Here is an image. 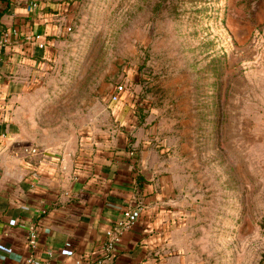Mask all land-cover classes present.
Returning a JSON list of instances; mask_svg holds the SVG:
<instances>
[{"label":"rangeland","instance_id":"1","mask_svg":"<svg viewBox=\"0 0 264 264\" xmlns=\"http://www.w3.org/2000/svg\"><path fill=\"white\" fill-rule=\"evenodd\" d=\"M67 1L30 133L66 149L134 110L187 263L264 264V0Z\"/></svg>","mask_w":264,"mask_h":264},{"label":"crops","instance_id":"2","mask_svg":"<svg viewBox=\"0 0 264 264\" xmlns=\"http://www.w3.org/2000/svg\"><path fill=\"white\" fill-rule=\"evenodd\" d=\"M68 5L0 0V35L9 33L0 53V264H24L29 254L45 264H90L128 206H141L140 216L107 264H188L175 239L174 176L158 169L148 140L136 136L134 110L117 106L106 130L66 149L39 144L28 129L51 40L70 28L61 20ZM33 144L40 154L25 150ZM31 222L39 232L33 249Z\"/></svg>","mask_w":264,"mask_h":264},{"label":"built area","instance_id":"3","mask_svg":"<svg viewBox=\"0 0 264 264\" xmlns=\"http://www.w3.org/2000/svg\"><path fill=\"white\" fill-rule=\"evenodd\" d=\"M9 41V33L3 32L0 35V53L2 48ZM127 90V86L124 83H118L116 90L113 94V99L119 101L123 93ZM25 150L33 155L41 153L40 146L33 144L25 148ZM141 213V206L131 207L128 206L123 210L122 215L115 221V223L108 227L105 231V242L99 255L91 259L90 264H107L106 260L109 256L114 255L119 248V244L122 241V236L125 230L130 228L139 218ZM26 239L29 246L33 249L39 244V232L35 223L31 222L27 228ZM66 245H70L67 242ZM24 264H45L43 260L38 258L35 254H29L25 257ZM75 264H89L81 259H78Z\"/></svg>","mask_w":264,"mask_h":264}]
</instances>
